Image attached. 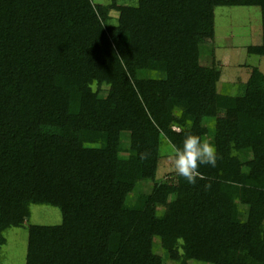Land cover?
I'll return each mask as SVG.
<instances>
[{
    "label": "trees",
    "instance_id": "trees-1",
    "mask_svg": "<svg viewBox=\"0 0 264 264\" xmlns=\"http://www.w3.org/2000/svg\"><path fill=\"white\" fill-rule=\"evenodd\" d=\"M238 3L0 0V264L31 206L61 223L28 225L25 264H264V74L225 94L202 64ZM187 133L216 166L159 180Z\"/></svg>",
    "mask_w": 264,
    "mask_h": 264
},
{
    "label": "rangeland",
    "instance_id": "rangeland-1",
    "mask_svg": "<svg viewBox=\"0 0 264 264\" xmlns=\"http://www.w3.org/2000/svg\"><path fill=\"white\" fill-rule=\"evenodd\" d=\"M238 2L232 7L215 9V38L212 44L204 46L202 54V64L211 66L212 58L208 50L213 48L216 65H220L218 68L222 73L221 83L232 84L219 83L220 92L227 89L236 92L242 89L251 68H257L264 74V57L250 55L246 51L248 46L259 45L261 42L260 10L258 7L249 6L245 0ZM169 154V144L163 141L160 147L162 161L157 171L159 180L175 173L171 169ZM30 211L29 221L24 227L10 229L5 233L7 243L2 247V264H25L28 225L56 226L61 223L60 212L52 207L31 206Z\"/></svg>",
    "mask_w": 264,
    "mask_h": 264
},
{
    "label": "clouds",
    "instance_id": "clouds-1",
    "mask_svg": "<svg viewBox=\"0 0 264 264\" xmlns=\"http://www.w3.org/2000/svg\"><path fill=\"white\" fill-rule=\"evenodd\" d=\"M169 156L171 169L177 176L183 177L189 184H195L202 174L200 166H216L217 155L213 145L202 141L201 137L187 133L181 143L177 145L170 140Z\"/></svg>",
    "mask_w": 264,
    "mask_h": 264
},
{
    "label": "crops",
    "instance_id": "crops-1",
    "mask_svg": "<svg viewBox=\"0 0 264 264\" xmlns=\"http://www.w3.org/2000/svg\"><path fill=\"white\" fill-rule=\"evenodd\" d=\"M221 66H223V65H221ZM249 77V76H248ZM248 79V78H247ZM247 79H246V81H247ZM221 82H223V79H222V74H221V78H220V81H219V83L220 84H222ZM230 84V83H229ZM228 83H224V84H222V85H229ZM245 84V83H244ZM230 85H232V84H230ZM242 92V90H239V91H236V92H232V91H228V89L227 90H225L223 93H225V94H232V95H237V94H239V93H241Z\"/></svg>",
    "mask_w": 264,
    "mask_h": 264
}]
</instances>
